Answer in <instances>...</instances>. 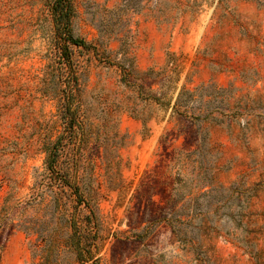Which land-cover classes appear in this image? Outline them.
<instances>
[{
	"label": "rangeland",
	"instance_id": "rangeland-1",
	"mask_svg": "<svg viewBox=\"0 0 264 264\" xmlns=\"http://www.w3.org/2000/svg\"><path fill=\"white\" fill-rule=\"evenodd\" d=\"M71 2L0 0V264H264V0Z\"/></svg>",
	"mask_w": 264,
	"mask_h": 264
},
{
	"label": "trees",
	"instance_id": "trees-1",
	"mask_svg": "<svg viewBox=\"0 0 264 264\" xmlns=\"http://www.w3.org/2000/svg\"><path fill=\"white\" fill-rule=\"evenodd\" d=\"M53 12L55 13V17L57 18V32H56V40L58 43H60L63 56L65 60H67L68 63H71V56H70V45H76L78 46V41L73 37L72 35V28H71V22L70 18L73 12L72 2L71 0H55V3L53 5ZM55 151L51 153V155L47 158L46 161V179L49 180L48 187L52 191L55 199H58V196L60 194L59 191H55L56 188H59V185H61V181L63 177L59 175V172L56 171V163L58 161L57 154H54ZM64 182H66V178L64 179ZM78 194V189H73V193ZM85 238H87L85 236ZM91 242V241H90ZM88 241L86 239L85 243H83L82 240L76 239V234H73L72 237L69 239L68 246L71 249V251L75 252L77 254V259L80 263L84 264L87 261L91 259H86L84 257V253L90 254L91 249L90 245H88ZM95 264V263H93Z\"/></svg>",
	"mask_w": 264,
	"mask_h": 264
}]
</instances>
